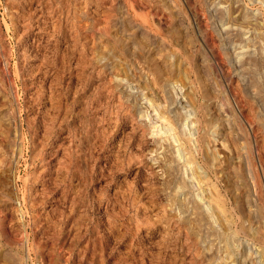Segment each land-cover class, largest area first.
<instances>
[{"label":"rangeland","instance_id":"rangeland-1","mask_svg":"<svg viewBox=\"0 0 264 264\" xmlns=\"http://www.w3.org/2000/svg\"><path fill=\"white\" fill-rule=\"evenodd\" d=\"M263 241L264 0H0V264Z\"/></svg>","mask_w":264,"mask_h":264},{"label":"bare ground","instance_id":"bare-ground-1","mask_svg":"<svg viewBox=\"0 0 264 264\" xmlns=\"http://www.w3.org/2000/svg\"><path fill=\"white\" fill-rule=\"evenodd\" d=\"M256 100V99H255ZM149 103V102H148ZM153 103V102H152ZM151 103V104H152ZM154 108V107H153ZM204 109V108H203ZM153 110V109H152ZM157 112V111H156ZM204 112V111H203ZM154 113V112H153ZM156 114V113H155ZM204 114V113H203ZM142 115V114H141ZM150 115V114H149ZM153 115H151V117H152ZM147 117V116H146ZM148 118H150V116H148ZM153 118V120H154V117H152ZM159 119V118H158ZM162 119V118H161ZM157 121V120H156ZM164 121H165V119H164ZM161 122H162V120H161ZM153 123H155V121L153 122ZM163 124V123H162ZM155 125V124H154ZM165 125V123L163 124V126ZM166 127H167V125H165ZM165 126H164V128H165ZM194 126V125H193ZM234 126V125H233ZM169 127V126H168ZM154 130H153V132L155 133H157V134H159L162 130L160 129V127L158 128V126L156 125V127H152ZM206 129V128H205ZM204 130V129H203ZM160 131V132H159ZM159 132V133H158ZM169 132H171V129H169ZM169 132H167V133H169ZM173 137V136H172ZM174 139V138H173ZM220 140V139H219ZM219 144V143H218ZM183 146V145H182ZM182 148H179L178 150H177V153L178 154H180V155H184V154H182L183 152H182V150H181ZM200 150V149H199ZM220 152H222V151H220ZM227 153V152H226ZM225 153V154H226ZM192 155V154H191ZM191 155L189 156V158L187 159V161H186V163H188V165L191 163ZM193 157V156H192ZM193 159V158H192ZM231 160V159H230ZM67 161V160H66ZM169 161V160H168ZM171 162V161H170ZM191 170V169H190ZM193 171V170H192ZM191 171V176H192V178L194 179V172H192ZM195 179H197V178H195ZM180 183V182H179ZM257 183H258V181H257ZM182 184V183H181ZM258 195H259V193H258ZM262 196V195H261ZM258 197V196H257ZM209 198V197H208ZM207 198V199H208ZM186 199V198H185ZM245 199V198H244ZM209 200V199H208ZM181 201V200H180ZM250 201V200H249ZM188 202V201H187ZM171 204V203H170ZM183 205H184V202L182 203ZM185 206V205H184ZM212 207H213V205H212ZM219 207V206H218ZM221 210V209H220ZM247 211H249L248 209H247ZM223 212V211H222ZM248 213V212H247ZM220 214V213H219ZM206 215V214H205ZM226 215V214H225ZM215 216V215H214ZM217 216V215H216ZM227 217V216H226ZM222 218V217H221ZM255 220V219H254ZM223 221V220H222ZM241 225V224H240ZM229 229V228H228ZM244 229V228H243ZM257 231V230H256ZM263 231V230H262ZM258 232V231H257ZM258 236H260V235H258ZM260 238H262V237H260ZM230 242V241H229ZM264 242V241H263ZM251 250V249H250ZM238 254V253H237ZM253 255V254H252ZM243 256V255H242ZM264 257V256H263ZM239 261V260H238ZM242 263V262H241Z\"/></svg>","mask_w":264,"mask_h":264}]
</instances>
